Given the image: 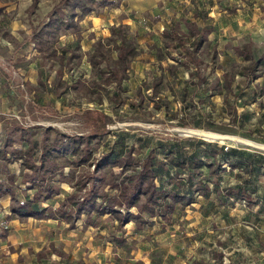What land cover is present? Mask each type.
Returning a JSON list of instances; mask_svg holds the SVG:
<instances>
[{"label": "rangeland", "instance_id": "obj_1", "mask_svg": "<svg viewBox=\"0 0 264 264\" xmlns=\"http://www.w3.org/2000/svg\"><path fill=\"white\" fill-rule=\"evenodd\" d=\"M199 2L170 26L123 0H0V125L25 147L0 164V264H264V0ZM147 157L190 204L64 218Z\"/></svg>", "mask_w": 264, "mask_h": 264}, {"label": "trees", "instance_id": "obj_2", "mask_svg": "<svg viewBox=\"0 0 264 264\" xmlns=\"http://www.w3.org/2000/svg\"><path fill=\"white\" fill-rule=\"evenodd\" d=\"M164 37L170 39L175 47H181L182 42L179 36L173 30H170ZM120 51V62L123 68H126L127 56L133 55L131 49L125 46V43L121 40L119 47ZM183 56L193 57V52H184ZM193 60V59H192ZM256 63L251 64V69L254 70ZM85 117L91 126L92 134L94 137L101 138L107 134L106 116L95 110H89L85 113ZM196 165V164H195ZM200 164H197V167ZM264 168V167H263ZM161 167L154 166L151 158L147 157L144 165L139 172H132L126 176L127 183H123L124 186L118 187V194L115 196L109 194H103L102 196H93V199H83L80 202H72L71 206L73 212H65V206H62L60 212L65 214L64 218L71 217L73 214L85 216V222L90 225H95L91 213H94L97 217L104 216L106 214L114 215L116 220L120 224L128 222L133 216L127 212L131 208H137L141 213L152 214L154 209L157 207L168 213L173 210V204L185 203L188 205L191 203V196L187 198H181L178 194H167L162 189L156 186L157 179L161 174ZM46 188H40L41 192L46 191ZM144 196L145 201L139 205V196ZM158 197H162L161 200ZM69 199L66 198V200ZM168 199L171 200L172 204L166 202ZM17 201L16 198H13ZM102 202L98 203L97 201ZM13 213L21 216L25 213H30V217L41 218L42 210L36 207V205L29 204L27 207L19 205L18 209L12 208Z\"/></svg>", "mask_w": 264, "mask_h": 264}, {"label": "crops", "instance_id": "obj_3", "mask_svg": "<svg viewBox=\"0 0 264 264\" xmlns=\"http://www.w3.org/2000/svg\"><path fill=\"white\" fill-rule=\"evenodd\" d=\"M123 1L128 9L134 12L146 13L150 15L152 18L153 17L158 18L160 22H164L170 26L173 25L174 21L187 19V17L184 15L185 10L190 12L189 18L191 20H193V16L195 15L196 17L195 20L197 21L199 20L198 15L201 14V12L207 13V15H209V11H212L211 9L212 5L210 3L206 2L208 5H204V2H199L200 0H123ZM191 1H193L195 5L194 4L191 5L190 4ZM262 13L264 14V9ZM97 31L98 32H95V34L99 35L100 34L99 32L101 31L100 30ZM101 33L104 34V32ZM262 33H264V30H262ZM0 99H2L1 96ZM2 103H3V99H2ZM23 143L21 144L15 143L12 139H8L3 133L2 126L0 125V164L2 162L3 163L6 162L5 160L8 159L7 156L9 155V153L10 154L15 153L12 152L14 149L17 151L18 154L21 151L23 152L25 149L24 145H22ZM258 148H262V147H258ZM34 159L36 158L34 157ZM17 161L18 164L14 163L13 166H19L21 160H17ZM29 191L30 188L27 189V192Z\"/></svg>", "mask_w": 264, "mask_h": 264}, {"label": "built area", "instance_id": "obj_4", "mask_svg": "<svg viewBox=\"0 0 264 264\" xmlns=\"http://www.w3.org/2000/svg\"><path fill=\"white\" fill-rule=\"evenodd\" d=\"M263 167H264V163H263Z\"/></svg>", "mask_w": 264, "mask_h": 264}, {"label": "bare ground", "instance_id": "obj_5", "mask_svg": "<svg viewBox=\"0 0 264 264\" xmlns=\"http://www.w3.org/2000/svg\"><path fill=\"white\" fill-rule=\"evenodd\" d=\"M247 144H249V143H247Z\"/></svg>", "mask_w": 264, "mask_h": 264}]
</instances>
